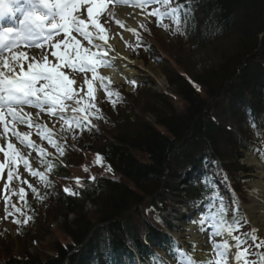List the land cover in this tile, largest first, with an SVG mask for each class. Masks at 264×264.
Here are the masks:
<instances>
[{
    "label": "trees",
    "instance_id": "16d2710c",
    "mask_svg": "<svg viewBox=\"0 0 264 264\" xmlns=\"http://www.w3.org/2000/svg\"><path fill=\"white\" fill-rule=\"evenodd\" d=\"M179 2L189 3L192 9V19L179 32L193 47H208L211 52L208 65L193 71L192 77L171 70L166 74L174 97L183 106L156 93V105L149 110L153 119L130 116L132 123L127 117L117 134L97 149L102 162L123 181L98 178L74 198L59 197L58 212L65 218L61 231L69 239L67 245L55 242L52 256L10 255L0 264H101L90 262L93 249L104 238L114 254L123 251L121 229L129 231L125 215L145 196L157 195L158 203H163L169 185L185 167L195 166L203 157L209 160L210 152L223 157L224 149L231 146L235 148L233 160L242 163L239 150L247 148L250 134L243 128L246 111L258 116L264 106V0ZM146 50L150 57L153 48ZM204 190L211 192L198 186L185 191L190 198ZM101 225L104 231L98 233ZM149 234L147 241L156 242L157 233ZM132 238L134 250L142 255L145 244L137 236Z\"/></svg>",
    "mask_w": 264,
    "mask_h": 264
},
{
    "label": "snow or ice",
    "instance_id": "6c2138e0",
    "mask_svg": "<svg viewBox=\"0 0 264 264\" xmlns=\"http://www.w3.org/2000/svg\"><path fill=\"white\" fill-rule=\"evenodd\" d=\"M117 3L118 0H112ZM84 5H88L86 13L81 11ZM153 5V10L148 13L151 17H156L159 26L163 25L165 19L173 22L177 32L184 28L192 19V9L189 3H181L179 0H142L136 7L141 9ZM106 8V0H0V21L5 17H11L14 21L13 27L0 26V125L3 127L5 138L11 131V135L20 144H26L27 148H35V144L29 139V133L17 130V126L26 125L28 128L33 126L31 113L25 111V107L39 109L47 112L51 116L59 115V119L65 123H70L63 115L67 110L72 113L82 114V119H76L77 128L83 130L91 125L88 111L95 108V104L89 105L84 97L80 96L82 85L87 86L86 96L89 100H94V83L99 81L108 97L114 94L104 85L105 76L99 74L101 68H112L110 61L109 36L105 27L100 23L99 17ZM124 27L123 24L120 25ZM95 29L93 33L90 31ZM186 32V29H184ZM133 35H137L135 29H129ZM63 33L67 39L61 45H53L56 51L50 53L56 62H49V54L43 51L44 43H51L56 35ZM76 33L87 41L88 46H82L80 40L72 34ZM96 41H102L103 44ZM104 46H109L105 48ZM139 46V40H137ZM41 48L39 53H33L31 61L25 51H15L20 48ZM11 55H4V53ZM118 57V54H117ZM25 62H27L25 66ZM65 69L71 73H76L71 79L65 73ZM91 73V77H88ZM135 85V81H131ZM73 85H76L74 90ZM71 101L72 103H66ZM115 106V100L112 101ZM99 111V109H96ZM39 128V125H36ZM253 127L255 123L253 122ZM50 135V134H49ZM49 143H54L49 140ZM40 151H43L42 149ZM0 152L5 158L0 163V173L8 167L7 181L14 179V172L11 170L19 161H23L24 167L29 168V162L20 151L17 150L13 142H8L5 146H0ZM61 154L62 150H61ZM103 157L97 154V162H102ZM111 171V168H108ZM32 176H37L44 180V176L32 171ZM19 179V175H15ZM94 180L95 177H92ZM26 182V181H25ZM79 183V180H77ZM31 187V185H29ZM7 188V184L5 185ZM36 190L33 188V192ZM64 192L68 195L75 193L65 188ZM24 189H20V198L24 199ZM216 203L213 195L208 202V208H212ZM207 209H205V212ZM20 223V221H15ZM24 224L28 223L26 218ZM204 224H209V231L212 237H224L225 242L213 244L215 260L210 257L206 260L197 261L184 249L176 251L170 249V254L177 258L178 264H251L246 258L247 249L243 248L246 243L240 236L234 235L238 231L235 227L236 218L228 217V208L223 200L219 201V207L211 217L201 216V230ZM231 243L229 242V239ZM255 239V237H251ZM195 247V245H194ZM264 248V241L256 245ZM179 248V245H176ZM231 248L237 251H230ZM243 250H240L242 249ZM243 258V259H242ZM158 264H166L163 257Z\"/></svg>",
    "mask_w": 264,
    "mask_h": 264
},
{
    "label": "rangeland",
    "instance_id": "374dc122",
    "mask_svg": "<svg viewBox=\"0 0 264 264\" xmlns=\"http://www.w3.org/2000/svg\"><path fill=\"white\" fill-rule=\"evenodd\" d=\"M138 2H142V0H138ZM153 7V5H148V7L143 8V12L149 13L148 11H152ZM113 16V14L111 15L110 9L107 12H103L99 17L101 25L103 27L106 26L108 29L107 34L110 39L114 31V22L112 20ZM150 19L151 22L149 21ZM150 19H146V22L143 23V26H141L140 29L135 30L137 35H135V38L131 43L126 45V52L130 55V62L137 65L138 72L120 86V88H124V90L119 91L118 94L124 100H116L115 106H113V103L106 104L105 111L107 112L101 113L104 108V106H102L104 88L100 86L98 80L93 82L95 99L89 100V98L86 96V88H84V85H82L80 96L84 97L85 102L89 105L95 104L96 106L95 108H89L88 111L92 127L96 130L91 131L90 135L84 139L79 140L76 138L73 140L79 145V148H73L74 150L70 151L67 156L66 164L70 169L69 174H67L66 171V176H68L66 177L64 175H58L54 178L50 185L46 187L49 188L50 196H52L54 200L50 197L46 201L47 204H49H46L45 206V209H48L47 212L41 216L36 226H34L29 233V235H34L36 240H33L32 238L31 241H26L27 239L19 238V229L17 230L13 226L12 220L6 221L2 226V235H7V233L10 234L7 240H0V260L3 259V255L6 253L18 257L24 256L26 254L28 255L30 253H39L41 256H46L52 254L51 248L55 242H60L64 245L68 244L69 239L61 231V224L64 222L65 218L63 216L64 214H60L56 208V196L59 193H63L65 188H69L74 191L77 188L74 187V185L77 183V180L82 182L85 179H88V183L93 181L92 177L96 175L98 176H96L95 179L100 176H111L103 175L109 174L110 172L106 169L102 162H97V149H99L105 143V141H107V139H111L117 134L118 129L123 127L122 123L127 117H129L128 119H130V122L133 121L130 116H133L134 120H139L142 118L149 120L151 117L149 110L156 105L153 100L154 94H169L172 96L171 98L173 105L178 106V104H180L183 106L179 99L173 97L174 93L171 90V86L166 74L171 70L179 71L180 75L185 77H187L185 75V72H187L189 77H192L193 71L199 70L202 66L209 63L207 58L211 57V52H209L210 50L208 47L195 48L188 39H180L174 32V26L172 23L163 21V25H168V28H165L158 25L156 17H151ZM136 39H142L145 43L150 44L153 48H155L158 64L148 62L146 59V54L140 49L141 45L137 46V44L133 43ZM117 54H119L117 48L111 49L109 51L108 58L113 64H115L118 60ZM104 70L105 69L101 71V69H99L101 73ZM87 75L91 77V73H88ZM71 77H73V75H69V78ZM131 81H135V85H133ZM107 83L112 82L110 79L106 78L104 80V85H107ZM96 109H99V111ZM52 119L59 120V127H64L66 125L64 120L61 121L56 116H51L49 114L48 116L46 114H36L33 118V120L36 121L43 131L53 128L51 122ZM102 122L104 124H102ZM150 122L152 121L150 120ZM42 145L43 151H40V149L36 156L32 151H30L28 157H26L28 162L32 163V166L35 163L39 165L40 159H42L45 152L50 149V144L47 140H45ZM86 146L89 148L86 149ZM261 147L264 152V139ZM254 148H257V146L254 145ZM225 152L227 153L228 151L226 150ZM229 157L230 155L228 154V158ZM0 163H3L2 159L0 160ZM229 164L230 165H224L230 176L235 177L236 179L240 177L239 184L236 182L235 187L239 194L242 195L244 205L243 207L246 209L248 205L252 204V200L254 201L253 193H256L257 190L252 188V186L258 181L264 183V166L259 164L258 160L250 156V154H247V159L243 165L236 164L232 162V160L229 162ZM32 166L31 168L21 167L16 172L21 176L22 179L16 180L11 191L10 201L14 200L17 195H20L21 188H23L25 192L31 180L34 179L33 181H37V176L32 177L30 172L28 173V171L32 169ZM228 166H230V168ZM247 168L251 171L248 179L246 176L241 175V172ZM11 170H13V168ZM26 177H28V179ZM180 187L182 188L183 184ZM248 192L250 193L248 194ZM168 197L169 194L166 195L165 198L169 204L168 207H171L170 215L174 219V224L176 227H178L177 223L183 224V222L179 220L181 215L180 210L181 207H183V201L180 199V197H183L184 199H186V197L182 192L178 191H174L172 196L169 198ZM151 201L152 198L150 197V199L144 201L139 207L132 209L131 215L134 220L136 219L134 222L135 225L137 224V221L142 219V216L140 218L137 217L141 215V211L144 210ZM254 204H256L255 201ZM90 206H88V209L89 211H92L93 208ZM246 215L249 218L247 213ZM140 225L141 223H138V226ZM31 226L32 225H30V228ZM247 230V228L240 227L238 231L234 232V235H238L240 238H242L241 232ZM208 240L209 244L202 247V250L205 253H210L207 256V259L210 257L212 260H215L217 257L215 256L212 246L217 242H215V240H213L211 237H208ZM243 248L247 249L246 258L249 262H251L254 259L253 249L249 248V246H246L245 244L243 245ZM243 248L240 250H243ZM233 249L235 248H231L230 251ZM203 259L206 260L205 257Z\"/></svg>",
    "mask_w": 264,
    "mask_h": 264
},
{
    "label": "bare ground",
    "instance_id": "6f19581e",
    "mask_svg": "<svg viewBox=\"0 0 264 264\" xmlns=\"http://www.w3.org/2000/svg\"><path fill=\"white\" fill-rule=\"evenodd\" d=\"M116 12L117 13L115 17L119 19L120 25L123 24L124 27H121L120 25L118 27L115 26L114 28L115 33L112 35V38L109 39V46H111V49L114 48L118 49L119 52L118 54L119 60L117 61L118 66L113 65L112 68H108L102 73L108 78L112 79L113 81L117 83H122L124 80L137 74L138 72L137 65L129 61L130 56L127 54L125 47H126V42L130 41L133 36L132 32L129 31V29H133L134 27L141 25L146 19V15L139 13L137 10L136 11L129 9L121 10L119 7L116 9ZM90 31L94 33L95 29H91ZM96 42L100 43L101 45L103 44L102 41H96ZM109 46H104V47L108 48ZM49 62L52 63L56 61L55 59H51V57H49ZM30 113L32 118L34 116V111ZM26 132L29 133V137H31L29 129ZM26 178L28 179V177ZM253 188H255V190L257 189L256 193H253V198L256 204H254L253 201V205L248 207V213L251 216L250 221L253 223L254 227L258 228L260 232L264 234V183L259 181L253 185ZM200 240L202 243H204L203 239ZM30 254L39 255V253H30ZM161 257H163L164 260L166 259L165 255H162Z\"/></svg>",
    "mask_w": 264,
    "mask_h": 264
}]
</instances>
